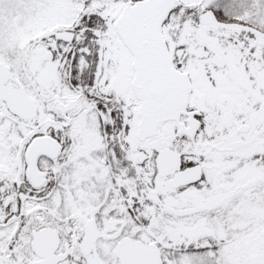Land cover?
<instances>
[{
  "label": "snow or ice",
  "instance_id": "obj_1",
  "mask_svg": "<svg viewBox=\"0 0 264 264\" xmlns=\"http://www.w3.org/2000/svg\"><path fill=\"white\" fill-rule=\"evenodd\" d=\"M0 264H264V0H0Z\"/></svg>",
  "mask_w": 264,
  "mask_h": 264
}]
</instances>
